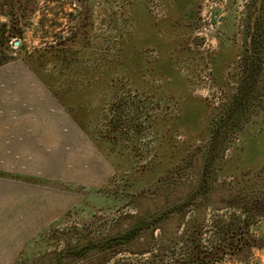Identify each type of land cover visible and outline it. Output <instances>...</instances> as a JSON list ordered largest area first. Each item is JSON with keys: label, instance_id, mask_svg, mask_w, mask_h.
<instances>
[{"label": "rangeland", "instance_id": "rangeland-1", "mask_svg": "<svg viewBox=\"0 0 264 264\" xmlns=\"http://www.w3.org/2000/svg\"><path fill=\"white\" fill-rule=\"evenodd\" d=\"M262 2L0 0V264H54L192 192L203 244L234 234L228 193L264 201V111L209 138ZM241 234L215 264H264V216Z\"/></svg>", "mask_w": 264, "mask_h": 264}, {"label": "trees", "instance_id": "trees-1", "mask_svg": "<svg viewBox=\"0 0 264 264\" xmlns=\"http://www.w3.org/2000/svg\"><path fill=\"white\" fill-rule=\"evenodd\" d=\"M264 1V0H263ZM250 5V4H249ZM261 10L249 11L245 19L242 49L238 55L237 71L234 75V88L227 94L223 104L218 107V118L211 130L213 143L221 145L231 141L256 112L264 111V2ZM5 61L0 59V66ZM263 183H253L264 185ZM232 190V189H231ZM193 191L192 190L190 192ZM214 192L207 190V193ZM231 206L237 209L241 221L235 233H229L231 223L224 227H212L213 240L204 245L202 225L193 223V216L184 220V209L193 210V192L188 203L177 204L174 210L180 214L175 227H166L171 221L172 210L141 215H129L130 221L124 230L110 235H103L95 240L84 238L81 247H67L57 255L54 264H215L225 250L242 243V234L248 230L254 216H264V201L255 195L250 196V204L243 198L235 197ZM248 205V208L245 206ZM161 213V214H160ZM251 213V214H250ZM126 216V215H125ZM243 216V217H242ZM157 232V233H156ZM233 234V235H232ZM90 245V246H89Z\"/></svg>", "mask_w": 264, "mask_h": 264}, {"label": "crops", "instance_id": "crops-1", "mask_svg": "<svg viewBox=\"0 0 264 264\" xmlns=\"http://www.w3.org/2000/svg\"><path fill=\"white\" fill-rule=\"evenodd\" d=\"M56 104V103H55ZM57 105V107H59L60 108V105H58V104H56ZM66 116V115H65ZM66 119H67V122H69V124L72 126V130H73V132H75L76 131V133L77 132H79L80 133V128L77 126V124L76 123H74V121L73 120H71L69 117H65ZM68 119H70V120H68ZM75 130V131H74ZM27 148V147H26ZM31 148L32 149H36V147H35V144L33 143V142H31ZM23 245V244H22ZM22 245L20 246V248L18 249V251L17 252H19V250H21V247H22ZM17 255V254H16ZM16 255L14 256V258L10 261V264H12L13 263V261H14V259H15V257H16Z\"/></svg>", "mask_w": 264, "mask_h": 264}, {"label": "water", "instance_id": "water-1", "mask_svg": "<svg viewBox=\"0 0 264 264\" xmlns=\"http://www.w3.org/2000/svg\"><path fill=\"white\" fill-rule=\"evenodd\" d=\"M13 45L17 46L18 45V41H13Z\"/></svg>", "mask_w": 264, "mask_h": 264}]
</instances>
